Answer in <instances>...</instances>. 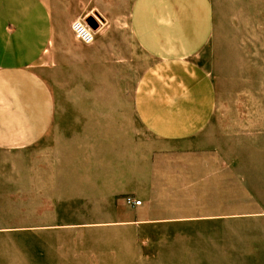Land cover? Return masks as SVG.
Segmentation results:
<instances>
[{"label":"crops","instance_id":"0c3cea01","mask_svg":"<svg viewBox=\"0 0 264 264\" xmlns=\"http://www.w3.org/2000/svg\"><path fill=\"white\" fill-rule=\"evenodd\" d=\"M78 19L99 22L93 44L76 39ZM215 30L212 0H0V152L32 150L31 164L16 167L17 183L31 181L50 205L81 198L112 206V223L124 221L113 210L118 200L139 212L134 221L154 222L148 215L167 200L196 197L195 177L173 175L198 169L166 165L165 144L174 155L214 117L216 87L196 58ZM127 36L154 63L128 104L137 121H112V46ZM62 74L96 78V86L72 90L60 107L51 80ZM70 109L82 121H58ZM199 171L211 185L224 173ZM205 195L204 220H226L222 206L210 208L218 194ZM127 196L142 205H127Z\"/></svg>","mask_w":264,"mask_h":264},{"label":"rangeland","instance_id":"374dc122","mask_svg":"<svg viewBox=\"0 0 264 264\" xmlns=\"http://www.w3.org/2000/svg\"><path fill=\"white\" fill-rule=\"evenodd\" d=\"M212 2L214 40L196 62L214 81L216 111L174 155L165 144L166 165L198 169L173 175L195 177L196 197L163 200L148 215L154 222L134 221L139 212L118 200L113 210L124 221L112 223V206L81 198L50 205L35 197L31 181L18 184L15 174L31 164L32 150L24 157L0 152V229L7 230L0 233V264H264V0ZM124 41L112 46V111L105 112L112 121H137L130 101L154 60L130 36ZM96 81L62 74L51 83L62 107L72 90L94 89ZM64 113L58 121H82L80 110ZM204 168L222 169V180L213 176L218 183L209 184ZM207 192L218 194L210 208L220 213L222 206L226 220H204Z\"/></svg>","mask_w":264,"mask_h":264},{"label":"built area","instance_id":"2783aa9c","mask_svg":"<svg viewBox=\"0 0 264 264\" xmlns=\"http://www.w3.org/2000/svg\"><path fill=\"white\" fill-rule=\"evenodd\" d=\"M72 31L77 40L84 44L91 45L96 40V30L87 22V19H78L72 23ZM125 202L129 206H141L142 201L131 196L125 197Z\"/></svg>","mask_w":264,"mask_h":264},{"label":"water","instance_id":"95a60500","mask_svg":"<svg viewBox=\"0 0 264 264\" xmlns=\"http://www.w3.org/2000/svg\"><path fill=\"white\" fill-rule=\"evenodd\" d=\"M87 22L93 27L96 28V24L94 23V21L92 19H87Z\"/></svg>","mask_w":264,"mask_h":264}]
</instances>
